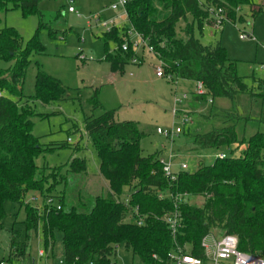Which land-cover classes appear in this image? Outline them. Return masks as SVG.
Here are the masks:
<instances>
[{
	"label": "trees",
	"instance_id": "trees-1",
	"mask_svg": "<svg viewBox=\"0 0 264 264\" xmlns=\"http://www.w3.org/2000/svg\"><path fill=\"white\" fill-rule=\"evenodd\" d=\"M40 1L0 0V12L9 5L22 8L25 14L36 11L38 28L42 29L48 24L38 9ZM253 4V0H207L206 4L199 0H128L129 26L114 25L102 34L104 60L113 72H122L132 63L136 56L132 43L127 51L122 49L126 31L132 28L148 40L154 55L165 65L166 74L203 83L206 93L196 94V98L210 95L233 100L237 94L246 93L264 97V79L256 81L259 93H253L244 77L238 75L225 47L219 43L203 45L189 22L182 30L183 36L176 31L178 22L189 15L202 28L213 15L210 9L221 8L225 20L235 21L243 5ZM263 8L264 4L253 15ZM50 29L53 36L55 31ZM43 48L37 33L24 48L16 28H0V59L13 62L7 68L0 67V225L6 216L5 201L24 205L26 227L38 231L40 225L46 249L53 246L54 231L62 233L64 264H110L120 244L132 250L134 264H166L168 254L176 247L203 257L202 240L215 228L235 234L240 250L264 258V132L240 139L236 132L239 117L232 119L223 113L231 124L193 136L194 150L244 145L239 156L216 157L209 165L200 161L196 171L180 170L171 181L164 174L160 152L142 153L143 133L135 121L116 120L115 110L91 115L85 119V131L96 147L99 173L108 181L109 190L105 195L79 193L75 199L67 198V181L86 174L87 160L71 158L64 172L61 166L39 165V156L70 143L45 146L33 133V119L38 114L35 103L61 100L65 87L39 69L35 94L22 95L30 52ZM94 104L96 107V100ZM57 184H62V189L51 194L56 192ZM31 190L40 192L42 207L25 204V195ZM171 193L202 196L205 202L201 207L183 201L176 204ZM48 198L52 199L49 204ZM136 208L145 216L143 225L136 223ZM176 210L181 227L172 236L163 217Z\"/></svg>",
	"mask_w": 264,
	"mask_h": 264
},
{
	"label": "rangeland",
	"instance_id": "rangeland-1",
	"mask_svg": "<svg viewBox=\"0 0 264 264\" xmlns=\"http://www.w3.org/2000/svg\"><path fill=\"white\" fill-rule=\"evenodd\" d=\"M115 1L41 0L38 9L44 13V21L48 24L42 29L38 28L40 18L36 11L25 14L22 8L9 5L0 12V28H16L23 37L24 48L36 33L44 46L43 50L30 52L22 95L28 97L35 94L39 69L59 79L65 87L61 100L50 104L35 103L34 110L38 114L33 119V133L40 137L45 146L70 143L39 156L36 159L39 165L61 166L64 172L71 158L83 157L87 160L86 174L72 176L66 183V195L71 199H75L79 193L97 196L105 195L109 190L106 179L99 173L100 160L96 147L85 131V119L91 115L99 116L105 111L115 110L116 120L135 121L143 133L140 140L142 153L149 155L160 152L165 162L172 161L176 171L181 170L182 163L188 165L185 171L194 172L200 161L209 165L221 153L229 157L241 154L244 145L194 150L195 134L232 123L225 121L223 113L232 119L240 118L236 121V132L240 139L264 132V97L246 93L237 94L233 100L210 95H206V99H198L196 81L168 75L156 76L160 61L147 46L136 48L142 56L140 62L127 64L122 72H113L110 64L104 60L106 46L102 34L112 25L119 28L129 26L122 12L110 8ZM199 1L201 4L207 3V0ZM253 2L252 6L243 5L238 10L235 21L227 19L221 27L217 28L214 15L205 21L202 28L189 15L187 20L178 22L176 31L178 36H183L182 30L189 22L194 26V36L203 45L221 44L228 57L235 62L238 75L244 77L253 93H259L256 81L264 79V8L255 15L253 12L263 7L264 0ZM69 7L73 11H69ZM105 23L107 25L103 26ZM50 28L55 31L53 36ZM243 33L249 36L242 38ZM110 47L113 48L114 44L110 43ZM12 64L0 59L1 68ZM6 94L16 99V96ZM184 94L187 98L177 104L175 99ZM175 109H178V115L174 114ZM184 113L191 119L189 122L183 121ZM159 128L171 130L175 136L167 138L158 133ZM61 187L62 184H57L56 192L51 194L55 195ZM182 200L201 207L205 197L184 196ZM24 202L42 207L43 198L40 192L31 190L26 193ZM4 207L6 216L0 225V261L4 264H64L60 231H54L53 246L46 249L40 225L38 231L26 227L25 206L7 200ZM224 233L225 230L220 228L212 231L217 237ZM40 249L45 252L42 258L38 256ZM23 253L21 259L15 258ZM111 261L134 264L133 252L120 244Z\"/></svg>",
	"mask_w": 264,
	"mask_h": 264
},
{
	"label": "built area",
	"instance_id": "built-area-1",
	"mask_svg": "<svg viewBox=\"0 0 264 264\" xmlns=\"http://www.w3.org/2000/svg\"><path fill=\"white\" fill-rule=\"evenodd\" d=\"M128 0H117L110 5L112 10L120 11L127 17V6ZM69 11H73L72 7H69ZM212 14L215 17L216 22L218 23L217 28L221 27L224 24L225 16L223 15V10L221 8L217 9H210ZM222 24V25H221ZM107 24H103L106 26ZM114 26V25H112ZM107 27V31L111 29V27ZM127 34L125 36V42L122 45V49L127 51L129 49V44L132 43L136 56L132 60L133 63H138L141 61V55L138 54L136 48L142 47V49L147 46L149 51L154 54V49L151 45H149L148 40L145 39L141 34L136 32L134 29L129 28L127 29ZM248 33L241 34L242 38L248 37ZM251 36V35H250ZM130 42V43H129ZM264 67V66H262ZM168 75L172 78L170 74H166L165 72V65L160 61V65L156 67V76L164 77ZM197 94H204L206 93V89L202 82H197ZM2 93L0 92V95ZM187 98V95L184 94L181 97H177L175 99L177 104H180ZM174 114L178 115V109H175ZM191 119L188 117L187 114H183V121L189 122ZM158 133L167 137L172 138L175 136V133L171 130H164L159 128ZM70 140V138H68ZM226 156L225 153H221L219 155L220 158H224ZM161 162L163 164V171L164 174L169 180L174 181L177 178V174L179 171L173 169L172 161L165 162L163 158H161ZM181 170H185L188 168L186 163H182L180 166ZM175 200L176 204L178 202L183 201L182 198L184 196H188L186 194H180L178 196H174L172 193L169 194ZM164 197L163 195H161ZM127 201V198L125 199ZM52 199H48L47 203H51ZM60 207V206H58ZM135 213L138 216L136 219V223L138 225H143L145 223V216L139 214L138 208L135 209ZM164 222L167 224L171 235L175 236L178 230L181 227V218L178 210L173 213L166 214L163 217ZM202 247L204 249V256L198 257L189 252H186L181 247L174 248L168 254V262L166 264H264V258L252 253H248L245 251L240 250L239 248V239L235 234L224 233L219 237H215L212 233L206 236L202 240ZM41 255L43 252L40 253ZM0 264H4V262L0 261ZM90 264H93L92 262ZM110 264H118L116 261H111ZM156 264V263H153Z\"/></svg>",
	"mask_w": 264,
	"mask_h": 264
},
{
	"label": "crops",
	"instance_id": "crops-1",
	"mask_svg": "<svg viewBox=\"0 0 264 264\" xmlns=\"http://www.w3.org/2000/svg\"><path fill=\"white\" fill-rule=\"evenodd\" d=\"M142 57V56H141ZM161 155V154H160ZM101 175V174H100ZM107 181V180H106ZM107 186H108V188H109V183H108V181H107ZM214 235V234H213ZM215 236V235H214ZM215 237H217V236H215ZM41 252H43V254L41 255L40 253ZM25 253V252H24ZM24 253L21 255V256H14V255H11V256H14L16 259H21L22 257H24L23 255H24ZM12 254V253H11ZM45 255V252H44V250L43 249H40L39 250V253H38V256L40 257V258H42L43 256ZM33 261H35V259H33Z\"/></svg>",
	"mask_w": 264,
	"mask_h": 264
}]
</instances>
